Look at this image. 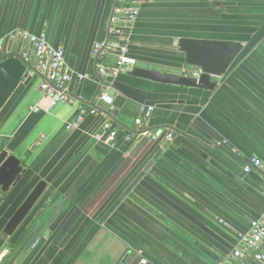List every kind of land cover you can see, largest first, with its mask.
I'll list each match as a JSON object with an SVG mask.
<instances>
[{
    "label": "crops",
    "instance_id": "crops-1",
    "mask_svg": "<svg viewBox=\"0 0 264 264\" xmlns=\"http://www.w3.org/2000/svg\"><path fill=\"white\" fill-rule=\"evenodd\" d=\"M115 9V0H0L5 52H19L35 69L31 46L8 37L44 33L64 51L65 88L74 100L45 113L50 98L35 69L0 112V151L19 159L23 171L0 194L1 264H220L264 211V0H142L131 26L118 23ZM118 26L136 64L102 78L98 69L113 72L117 54L95 60L92 49L116 40ZM179 39L243 49L213 91L130 76L135 67L181 73ZM102 83L114 98L111 109L98 102ZM80 106L87 114L66 131ZM146 107L151 116L138 127ZM112 121L120 131L114 146L103 130ZM251 157L261 168L245 173ZM40 182V200L4 235Z\"/></svg>",
    "mask_w": 264,
    "mask_h": 264
},
{
    "label": "built area",
    "instance_id": "built-area-1",
    "mask_svg": "<svg viewBox=\"0 0 264 264\" xmlns=\"http://www.w3.org/2000/svg\"><path fill=\"white\" fill-rule=\"evenodd\" d=\"M115 2V13L118 23L122 22L125 25L131 26L140 12L142 0H115ZM123 27L118 26L116 31L118 38L116 40L98 43L93 46L92 58L95 60L99 59L103 54H117L116 69L113 72H108L103 67L98 69V74L102 78H113L120 73L124 67H132L136 64L135 60L127 56V39L122 33ZM8 40L11 43H26L31 46L35 59V69L45 77V81L39 84V88L44 95L50 98L49 105L44 109L45 113H49L60 104H74V100L69 98L65 88L66 84L70 81V75L64 68V51L61 48H53L50 46L44 33L32 35L27 31H15L9 35ZM3 50V44L0 43V51L2 52ZM192 75L196 76L197 74L193 73ZM84 78L85 76L83 75H77L79 81ZM52 87L58 89V92ZM98 102L108 109L113 107L114 98L110 94V87L108 84L102 83V91L98 96ZM38 110L37 107L34 108V112ZM152 110V107L142 108L140 117L135 119V125L138 127L146 125ZM89 112L91 114L96 113L93 109ZM86 114L87 110L80 106L74 119L65 125V130L70 132L78 129ZM103 130L105 133L104 141L110 146H114L118 137L117 131L111 127L110 123H105L103 125ZM126 140L129 141V137H127ZM153 140L156 141L157 137H153ZM171 141L172 135L166 134L164 143H170ZM260 168V160L256 157H251L243 170L245 173H249L252 170H258ZM238 243L239 248L234 249L232 253H230L228 259L223 260L220 264H264V211L258 219L250 222L249 233L241 235ZM1 262L2 257L0 256V264ZM144 263L145 261H142V264Z\"/></svg>",
    "mask_w": 264,
    "mask_h": 264
},
{
    "label": "water",
    "instance_id": "water-1",
    "mask_svg": "<svg viewBox=\"0 0 264 264\" xmlns=\"http://www.w3.org/2000/svg\"><path fill=\"white\" fill-rule=\"evenodd\" d=\"M177 48L183 55L186 66V69L181 73H163L135 67L130 72V76L160 84L213 91L217 87L214 80L221 79L227 73L239 53L242 52L243 46L239 42L179 39ZM3 53L5 54L0 56V112L26 78L27 71H35L34 67L19 52L3 50ZM193 73L197 75L193 76ZM112 122L114 129L117 122ZM22 172L19 159L9 155L6 150L0 151L1 195L10 190ZM45 188L46 185L43 182L35 187L4 227V235L12 236L25 222L40 200Z\"/></svg>",
    "mask_w": 264,
    "mask_h": 264
},
{
    "label": "trees",
    "instance_id": "trees-1",
    "mask_svg": "<svg viewBox=\"0 0 264 264\" xmlns=\"http://www.w3.org/2000/svg\"><path fill=\"white\" fill-rule=\"evenodd\" d=\"M119 132H120V131H118V135H119Z\"/></svg>",
    "mask_w": 264,
    "mask_h": 264
}]
</instances>
